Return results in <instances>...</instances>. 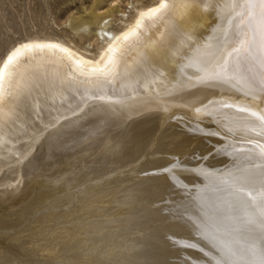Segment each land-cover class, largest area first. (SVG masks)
Masks as SVG:
<instances>
[{
  "label": "bare ground",
  "instance_id": "6f19581e",
  "mask_svg": "<svg viewBox=\"0 0 264 264\" xmlns=\"http://www.w3.org/2000/svg\"><path fill=\"white\" fill-rule=\"evenodd\" d=\"M106 1L107 9L96 5L91 22L74 28L82 37L88 23L96 25L82 45L33 34L0 57V201L7 206L0 209V229L21 226L27 232L16 241L31 234L40 242L26 248L52 254L53 264L64 261L60 246L73 245L86 256L81 264H144L137 253L152 256L151 264H259L258 38L238 57L228 56L252 41L244 0H127L132 14L123 0ZM209 130L228 137L218 150ZM108 177L114 184L99 192L95 200L103 201L78 225L28 228L23 215L43 203L31 202L38 183L57 209L80 198L84 182ZM75 187L72 197H57ZM114 208L125 211L111 213ZM48 218L39 224L59 219ZM48 230L60 237L43 239ZM79 233L84 241L69 236Z\"/></svg>",
  "mask_w": 264,
  "mask_h": 264
},
{
  "label": "rangeland",
  "instance_id": "374dc122",
  "mask_svg": "<svg viewBox=\"0 0 264 264\" xmlns=\"http://www.w3.org/2000/svg\"><path fill=\"white\" fill-rule=\"evenodd\" d=\"M98 1L99 2L101 1V2L98 3ZM105 1L106 0H0V57H1L2 53L4 52V50L12 42H14L15 40H17L19 38H23V37H25L27 35H33V34H37V35L55 34V35H59L63 39L69 40L73 44L82 45L81 43L86 42L87 40L90 39V36H91L90 34L94 31L96 25L94 23H88L90 27L87 28L86 33L82 37L78 34V32L76 30H74V28L76 27V25L78 26L84 20H87L88 22H91V21H89V12L96 5L98 7H100L101 9H107L108 8V1H106V2ZM124 1L125 0H123V2H122L123 3V8H128L126 13L132 14L133 13V8L127 7V5H126L127 0L125 1V3H124ZM145 1H147V0H145ZM97 47L98 46L95 45L94 48L96 49ZM108 178H110V177H108ZM106 179L102 178L103 183L101 182L102 181L101 179H100V183H99V179H97V181L95 179V181L93 180V181L84 182L83 184H81L82 186L81 185L78 186L79 188H81L80 189L81 191L85 190L83 195L80 198L78 196L77 197L75 196L76 199L74 201L68 200L67 201L68 203L66 202L67 204L66 203H61V204L58 203L60 206H57V209H51L52 206H53V204H51V203L54 202L55 199L53 200V198H55V197H53L51 199V197L47 195L48 192L46 194V192L43 191L44 190L43 184L42 183H38L34 187L35 193L33 195V199H31V202H34L35 200H37L38 202H41V200H42L43 203H36L37 204L36 207H34L30 213L24 214L26 216L24 217V215H23V219H28V217H29L30 218V223L29 224L32 225V226H30L28 228L30 229L33 226H36V224H37V227H39V228L35 229L37 231L38 230L43 231V230H47V229L52 230L54 228H57L58 225H61V223H63L62 224L63 226L66 223H67V226H68V224L71 225V224H75V223H77V225H78L79 223H81L83 221L84 216L86 217L88 213H90L89 215L92 216V212L94 210L93 206L95 207L98 203L103 201V198L102 199L100 198L98 200L99 202L96 201L100 197V195H98V194L105 192V188H107V190H108V187L109 186L111 187V185L114 184L112 182L111 178L107 179V180ZM104 181H106V182H104ZM75 190H77V187H75V188H73L71 190L72 192H70L68 194L69 197H68V195H64V193H61L62 192V190H61L60 194H58L57 197H61V195H63L62 197H64V198L65 197L66 198H70V197H72V196H70L71 193L75 192ZM105 193H107V192H105ZM97 196H99V197H97ZM89 197H91V198H89ZM45 198L46 199L48 198V201L47 200L44 201ZM90 201H92V202H90ZM95 202H98V203H95ZM93 203H95L96 205L95 204L93 205ZM49 204L52 205V206L50 205L51 208H50ZM100 204H98L97 206H99ZM25 205H24V203H20L18 206H19V208L24 209ZM45 206H47V207H45ZM6 207H7L6 204H4L3 202L0 201V209H4ZM96 207H95V209H96ZM119 209L116 208V210H117L116 211L115 208H114V209H112L111 213L113 212V210L115 212L124 213L123 211H125V210L123 208H119ZM105 212L108 213L109 211L107 212V210H105ZM49 215H50V217H49ZM54 215L56 216V218L60 219V220L59 219H55L57 221V223H56V221L55 222L53 221L54 223L51 222V225L49 224L50 222H47L46 224L42 223L43 225L39 224L40 222H42L44 220L43 218L46 219V218L49 217L50 219H52V218L55 217ZM41 216H43V217H41ZM58 216H60V217H58ZM14 217H15L16 220L21 218V216L20 217L14 216ZM41 218H42V221H41ZM60 221H61V223H60ZM45 225H46V227H45ZM7 229L6 228L3 229V230L0 229V238H1L0 239V248H1V250L3 249L2 251L0 250L3 253V254L0 253V263L6 261L8 264L9 263L10 264H47V263L48 264H53L52 254L49 255V256L48 255H42V257H41V254L39 253V250L35 251V250L32 249L33 251L31 252V250H30V252H29V249L26 248L25 243L27 244L29 242V245L32 247V246H35L38 242H40L38 240H30L31 234L28 233V236H26V237L25 236H21L20 237V242L21 243L16 241V239H15L16 236L15 235H17V236L22 235V234H20V232L26 233L27 230L24 229L25 230L24 231L23 228H21V226H19V225L14 226V227H10L8 230ZM19 229H21L22 231H20ZM49 230L44 232L45 234L44 233L42 234L43 239L47 240L49 238V239L57 240L60 237L59 235H57V236H54L52 238L51 235L53 233H50ZM16 231L18 232L17 234H16ZM128 231L131 232L132 229H129ZM127 232H126V234H127ZM11 234H12V236H15V237H12L13 239L11 237H10L11 239L8 238ZM49 234H51V235H49ZM79 235H81V233H79L76 237L74 235H73L74 237L72 235H69V236L71 238L76 239V240H80L81 239L80 241H82L83 236H79ZM23 237H25L26 239L23 238ZM83 241H84V238H83ZM15 244H17L18 246L15 245ZM20 244H22V245H20ZM123 244H126V242L125 243L123 242ZM78 247L80 248L81 245H73V246H69V247H65V246L61 247L60 246L59 247V249L61 248V252L60 253H61V255L64 258H62V257L60 258L61 255L59 256V258L64 260L65 262H67L65 264H78V262L81 264L80 258L81 259H83V258L85 259L86 256H82V255H84V253L78 251L79 250ZM65 249L68 250V253H69V256H70L69 257L68 254H67L68 258L66 256V254H65V256L63 255L64 252L62 254V251H64ZM66 250H65V252H67ZM75 250L78 251V252H73ZM27 251L29 253H34L35 252L34 255H31L34 258H32ZM19 256L20 257L26 256L25 258H22V259H27V257H29V259L26 260V261H21V260H19L20 259ZM44 256H46V257L44 258ZM55 256L56 255H54V257ZM134 256L135 257L136 256L140 257L142 260H145L144 264H148V263L151 264L150 262L153 259L152 256L146 255L145 253H142V254L137 253ZM50 257H51V259H50ZM71 257H73V258L77 257V259L74 260ZM9 258L12 259V260H10ZM71 259H73V260L71 261ZM78 259H79V261H78ZM93 259L96 260V258H93ZM47 261H49V262H47ZM64 261H60L58 263L59 264H64ZM5 263H2V264H5ZM160 263H157V264H160ZM88 264H91V262L88 263Z\"/></svg>",
  "mask_w": 264,
  "mask_h": 264
},
{
  "label": "snow or ice",
  "instance_id": "6c2138e0",
  "mask_svg": "<svg viewBox=\"0 0 264 264\" xmlns=\"http://www.w3.org/2000/svg\"><path fill=\"white\" fill-rule=\"evenodd\" d=\"M245 7L247 9L246 16L247 21L246 23L252 27V41H243L241 42V47L234 49L233 52L228 53V56L231 57L233 54H235L237 57L239 56L241 50L246 46L250 44H254L258 38L259 41V50H260V75H259V84H260V91L264 92V0H244ZM249 51L251 48L249 47ZM244 83L247 84L249 87H251V84L248 80H244ZM244 111H248L247 109H244ZM256 113H253L255 115ZM260 121L262 122V125H264V115L259 116ZM215 127V125H213ZM207 129H200V131H205ZM210 131V130H209ZM210 135L213 137H216L218 139V143L213 145V151L218 150L221 145L228 139L227 136H221V133L219 131H210ZM260 135L264 136V126L261 127ZM252 143V142H249ZM260 148L261 155H264V143L256 145ZM203 158V157H201ZM171 163H176V161H173ZM182 166L180 163H177V167ZM187 249H185L186 251ZM203 255V253H201ZM199 259V257L197 258ZM185 264H191V261H186ZM209 264L211 262L209 261ZM259 264H264V259H261Z\"/></svg>",
  "mask_w": 264,
  "mask_h": 264
}]
</instances>
